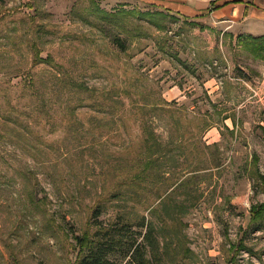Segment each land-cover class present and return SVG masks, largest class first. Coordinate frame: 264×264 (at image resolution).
I'll return each mask as SVG.
<instances>
[{"label":"rangeland","instance_id":"374dc122","mask_svg":"<svg viewBox=\"0 0 264 264\" xmlns=\"http://www.w3.org/2000/svg\"><path fill=\"white\" fill-rule=\"evenodd\" d=\"M234 2L0 0V264H264V35L209 14Z\"/></svg>","mask_w":264,"mask_h":264},{"label":"crops","instance_id":"0c3cea01","mask_svg":"<svg viewBox=\"0 0 264 264\" xmlns=\"http://www.w3.org/2000/svg\"><path fill=\"white\" fill-rule=\"evenodd\" d=\"M219 7L209 13L218 19L216 23L244 22L249 35H264V0H240Z\"/></svg>","mask_w":264,"mask_h":264},{"label":"trees","instance_id":"16d2710c","mask_svg":"<svg viewBox=\"0 0 264 264\" xmlns=\"http://www.w3.org/2000/svg\"><path fill=\"white\" fill-rule=\"evenodd\" d=\"M163 10H166V8L164 9L163 7ZM163 10H161L160 13H162ZM249 38H251V40L258 39V37L253 36V35H250ZM254 43L255 41L251 42L252 45H254ZM256 169L258 168L256 167ZM255 174H257L256 178L260 181L262 192L264 193V174H261L259 171H256ZM254 213L259 215L261 217V220L264 221V202L256 206ZM89 241H90V238H88L87 243H89ZM146 241H148L150 245H152V242L151 240H149L148 236H146ZM107 253L108 251L99 249V248H96L94 250V247L92 246L91 248H89L86 254L84 263L85 264H110V261L104 258Z\"/></svg>","mask_w":264,"mask_h":264}]
</instances>
